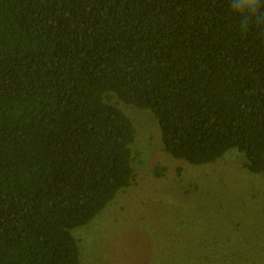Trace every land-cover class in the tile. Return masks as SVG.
Segmentation results:
<instances>
[{"label":"trees","instance_id":"16d2710c","mask_svg":"<svg viewBox=\"0 0 264 264\" xmlns=\"http://www.w3.org/2000/svg\"><path fill=\"white\" fill-rule=\"evenodd\" d=\"M118 102L151 109L174 158L231 150L264 172V0L251 17L231 0H0V264H80L73 230L134 182Z\"/></svg>","mask_w":264,"mask_h":264},{"label":"rangeland","instance_id":"374dc122","mask_svg":"<svg viewBox=\"0 0 264 264\" xmlns=\"http://www.w3.org/2000/svg\"><path fill=\"white\" fill-rule=\"evenodd\" d=\"M118 105L135 128L134 182L73 230L80 264H264V172L231 150L212 163L174 158L151 109Z\"/></svg>","mask_w":264,"mask_h":264},{"label":"clouds","instance_id":"9594fccd","mask_svg":"<svg viewBox=\"0 0 264 264\" xmlns=\"http://www.w3.org/2000/svg\"><path fill=\"white\" fill-rule=\"evenodd\" d=\"M231 6L235 13L251 17L260 6V0H231Z\"/></svg>","mask_w":264,"mask_h":264}]
</instances>
